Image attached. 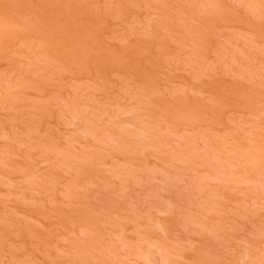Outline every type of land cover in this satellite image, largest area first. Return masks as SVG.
Segmentation results:
<instances>
[{
	"label": "rangeland",
	"instance_id": "374dc122",
	"mask_svg": "<svg viewBox=\"0 0 264 264\" xmlns=\"http://www.w3.org/2000/svg\"><path fill=\"white\" fill-rule=\"evenodd\" d=\"M0 264H264V0H0Z\"/></svg>",
	"mask_w": 264,
	"mask_h": 264
}]
</instances>
